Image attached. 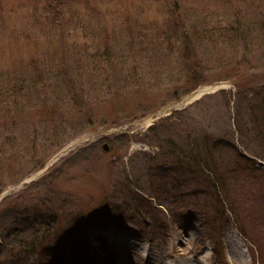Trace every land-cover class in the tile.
I'll return each instance as SVG.
<instances>
[{
	"label": "rangeland",
	"instance_id": "1",
	"mask_svg": "<svg viewBox=\"0 0 264 264\" xmlns=\"http://www.w3.org/2000/svg\"><path fill=\"white\" fill-rule=\"evenodd\" d=\"M199 257L264 264V0H0V264Z\"/></svg>",
	"mask_w": 264,
	"mask_h": 264
},
{
	"label": "trees",
	"instance_id": "2",
	"mask_svg": "<svg viewBox=\"0 0 264 264\" xmlns=\"http://www.w3.org/2000/svg\"><path fill=\"white\" fill-rule=\"evenodd\" d=\"M183 34V33H182ZM23 91V88L22 87H20L19 88V91L18 92H22ZM166 119H164V120H162L157 126H152L150 129H156V128H158V129H160V127L162 126V124H163V122L165 121ZM192 147H193V145H191ZM176 148H179V150L180 151H183V149L181 148V147H178V146H176L175 147V149ZM213 172V171H212ZM215 173V172H214ZM31 225H34V224H31ZM31 225H29V226H31ZM41 225H42V223H41ZM40 229L41 228H35L34 229V233H38V232H40ZM42 230V229H41ZM20 231H21V229H20ZM44 233L46 232V230H42ZM16 233H18V232H16ZM26 249L24 250V251H26L27 253H34L35 251H34V249H36L35 248V243H28L27 244V246H24Z\"/></svg>",
	"mask_w": 264,
	"mask_h": 264
},
{
	"label": "bare ground",
	"instance_id": "3",
	"mask_svg": "<svg viewBox=\"0 0 264 264\" xmlns=\"http://www.w3.org/2000/svg\"><path fill=\"white\" fill-rule=\"evenodd\" d=\"M207 89H210V88L209 87L202 88L199 92H201L203 90H207ZM197 94H198V92H197ZM238 240H239V238H238ZM185 260H187V262ZM201 260H202L201 257L196 258V259L192 258L191 260L189 258L184 259V260L179 259V260L175 261L174 264H200ZM36 264H64V263H61L60 261L54 260V261H50L49 263L48 262L47 263L40 262V263H36Z\"/></svg>",
	"mask_w": 264,
	"mask_h": 264
},
{
	"label": "water",
	"instance_id": "4",
	"mask_svg": "<svg viewBox=\"0 0 264 264\" xmlns=\"http://www.w3.org/2000/svg\"><path fill=\"white\" fill-rule=\"evenodd\" d=\"M107 147H108V146H107L106 144H104V148L107 149Z\"/></svg>",
	"mask_w": 264,
	"mask_h": 264
}]
</instances>
